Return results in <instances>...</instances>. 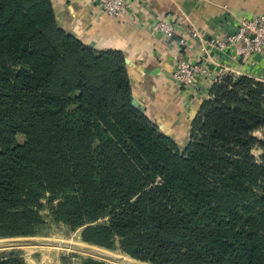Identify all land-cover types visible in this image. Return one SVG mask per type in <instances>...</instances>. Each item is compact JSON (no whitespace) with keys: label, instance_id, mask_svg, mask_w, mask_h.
<instances>
[{"label":"trees","instance_id":"1","mask_svg":"<svg viewBox=\"0 0 264 264\" xmlns=\"http://www.w3.org/2000/svg\"><path fill=\"white\" fill-rule=\"evenodd\" d=\"M234 76L181 145L132 104L122 52L63 29L52 0H0V229L30 235L49 193L69 223L108 217L89 241L115 232L142 261L264 264V155L251 154L264 150V82Z\"/></svg>","mask_w":264,"mask_h":264},{"label":"crops","instance_id":"2","mask_svg":"<svg viewBox=\"0 0 264 264\" xmlns=\"http://www.w3.org/2000/svg\"><path fill=\"white\" fill-rule=\"evenodd\" d=\"M58 24L85 44L124 54L135 107L178 143L185 141L211 89L224 75H246L264 82V56L252 63L202 49L204 40L235 30L240 14H263L264 0H128L127 13L103 12L98 0H52ZM178 17L175 38L154 30L158 18ZM194 33L191 35L190 29ZM186 38L189 48L181 45ZM204 57V58H202ZM202 60L207 75L184 86L173 78L181 61Z\"/></svg>","mask_w":264,"mask_h":264},{"label":"rangeland","instance_id":"3","mask_svg":"<svg viewBox=\"0 0 264 264\" xmlns=\"http://www.w3.org/2000/svg\"><path fill=\"white\" fill-rule=\"evenodd\" d=\"M234 77L238 78V75ZM260 81V80H259ZM263 82V81H262ZM231 88H229L230 90ZM227 100L231 102L233 99L230 97V92ZM192 128V124H191ZM191 128L189 135L186 140L181 142V145H185L191 139ZM254 136L257 139L264 138V129H259L254 132ZM26 137L23 134L17 135V140L20 143L25 141ZM251 154L257 159L261 160L264 155V150L255 145ZM215 179V178H214ZM222 194V192L220 193ZM58 198L52 202L58 203ZM42 204L40 206L41 221L32 227V233L25 236H10L7 231L0 229V241L15 240V239H51L59 241H69L72 243H80L83 245L91 246L96 249L105 251L114 256H119L127 259H134L146 264H154L148 261H142L127 254L123 249L127 248L125 238H122L117 233L112 232L108 235L109 244H99L96 242L89 241L90 238L99 237L95 234L93 228L97 225L108 224L109 218H100L95 222L87 223L83 225L72 224L64 219L58 218L52 213V206L50 201V194H46L42 197ZM1 228V226H0ZM87 237V239H86ZM161 237L168 241L184 242L183 235L181 232L168 228L165 229ZM5 261L6 264H90L91 261L102 262L104 264H121L113 260L106 259L99 255L89 253L86 251H78L71 248H65L62 246L53 245H13L0 247V262Z\"/></svg>","mask_w":264,"mask_h":264},{"label":"built area","instance_id":"4","mask_svg":"<svg viewBox=\"0 0 264 264\" xmlns=\"http://www.w3.org/2000/svg\"><path fill=\"white\" fill-rule=\"evenodd\" d=\"M103 12L108 15L121 17L127 13L128 0H98ZM180 22L184 20L175 17H161L154 23V30L173 39L177 33ZM191 35L194 33L190 29ZM180 43L185 49L189 48L186 38H181ZM202 49L219 51L236 57L241 63L253 61L255 55L264 56V15L240 14L237 16L235 30L222 37H212L204 40ZM204 58V57H202ZM208 69L202 60L181 61L173 72L174 80L184 86L194 83L197 75H207Z\"/></svg>","mask_w":264,"mask_h":264},{"label":"water","instance_id":"5","mask_svg":"<svg viewBox=\"0 0 264 264\" xmlns=\"http://www.w3.org/2000/svg\"><path fill=\"white\" fill-rule=\"evenodd\" d=\"M135 100L133 99L132 104L135 105ZM30 244H38V245H53V246H62L65 248H71L78 251H86L89 253H93L95 255H99L101 257H104L109 260L116 261L121 264H146L134 259H127L122 258L119 256H114L110 253H107L105 251L96 249L91 246L83 245L80 243H72L69 241H59V240H51V239H15V240H7V241H0V247L4 246H13V245H30Z\"/></svg>","mask_w":264,"mask_h":264}]
</instances>
